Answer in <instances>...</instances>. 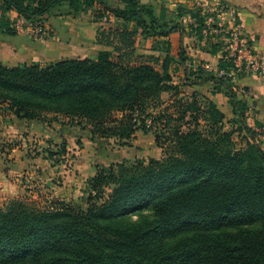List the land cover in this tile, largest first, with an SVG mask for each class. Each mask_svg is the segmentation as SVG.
Instances as JSON below:
<instances>
[{
  "label": "trees",
  "instance_id": "1",
  "mask_svg": "<svg viewBox=\"0 0 264 264\" xmlns=\"http://www.w3.org/2000/svg\"><path fill=\"white\" fill-rule=\"evenodd\" d=\"M117 2L0 0V29L10 36L17 34L19 20L39 22L67 6L73 15L95 19L97 43L106 47L95 59L14 67L0 62V110L25 121L66 117L120 145H130L140 130L155 129L164 153L96 167L87 181L86 208L65 200L41 206L24 199L0 207V264H264V147L254 140L249 104L238 99L228 75H243L226 50L230 33L207 37L226 73L215 76L184 51L175 57L169 48L167 53L137 48L139 34L158 38L179 31L204 39L210 15L201 7L177 8L179 20L195 21L185 25L166 9L157 15L142 0ZM214 18L213 27L219 20ZM42 35L48 37L44 26ZM181 69L186 77L178 82ZM206 83L211 95L224 91L229 97L234 113L229 122L237 129L226 128L225 113L208 95L183 97L186 84ZM164 93L176 96L175 113L150 111L163 105ZM242 131L253 140L238 148L234 135ZM145 209L152 211L151 219L117 221ZM256 223L257 229L240 228ZM225 226L238 229L218 231ZM184 231L195 232L166 243Z\"/></svg>",
  "mask_w": 264,
  "mask_h": 264
},
{
  "label": "rangeland",
  "instance_id": "2",
  "mask_svg": "<svg viewBox=\"0 0 264 264\" xmlns=\"http://www.w3.org/2000/svg\"><path fill=\"white\" fill-rule=\"evenodd\" d=\"M203 1H208L221 19L220 13L225 11L223 7L226 5H217L213 0ZM108 2L115 4L117 1L108 0ZM161 5L163 1L157 4V6ZM207 28H218V25L214 27L208 25ZM20 31L27 30L23 28ZM208 36L212 34L209 33ZM139 43L141 44L142 40ZM185 77L186 74L181 69L176 80L179 82ZM211 89V83L186 84L183 88L185 90L183 97L186 99L196 92L202 99L203 96L210 94ZM175 99L176 96L173 94L165 93L163 105L151 108L150 111L158 113L160 110H166V112L175 113ZM60 120L58 121V116L49 114L43 122H27L0 110V207L6 206L14 199H24L29 202L36 201L41 206H46L55 200H65L86 208L89 192L87 181L96 167L134 162L138 159L149 161L152 158L163 157L162 148L155 140V129L148 133L140 130L130 141V145H120L115 138L94 137L88 129L83 128V125H78L66 117ZM250 123L253 124V121ZM237 127L238 124L232 125L227 122L228 130L237 129ZM256 140L264 147V140L259 136ZM234 141L238 148L245 147L247 143L245 131L236 132ZM50 151L56 153L54 159L49 158ZM152 215V211L145 209L132 212L117 221L129 225L151 219ZM259 227L260 224L256 223L242 225L240 228L257 229ZM237 229L234 226H225L218 231L234 232ZM194 232L184 231L177 237L168 238L165 241L173 244Z\"/></svg>",
  "mask_w": 264,
  "mask_h": 264
},
{
  "label": "crops",
  "instance_id": "3",
  "mask_svg": "<svg viewBox=\"0 0 264 264\" xmlns=\"http://www.w3.org/2000/svg\"><path fill=\"white\" fill-rule=\"evenodd\" d=\"M162 1L163 5L157 6ZM201 1L203 0H142L143 3L153 5L157 15L166 9L169 16H174L179 6H191ZM213 2L226 5L230 9L223 15V23L226 26L230 25L234 15L242 23L244 37L259 55L264 66V0H213ZM174 18L179 20L176 16ZM41 22L48 31V37L35 38L28 30L18 31L15 36H10L0 29V62L10 67L21 64L47 65L67 59H95L100 51L106 49L97 43L99 24L90 14L73 15L67 6H61L46 15ZM140 40H142L141 44ZM152 47H157V53H167L169 48L170 53L175 57L184 51L194 63L202 64L215 76L219 75L221 55L211 54L212 49L206 39L201 40L195 34L188 35L175 31L168 36L158 38L140 34L137 40L138 52L153 53ZM234 83L238 99L249 104L248 125L255 131L254 140L260 143L256 139L259 136L264 140V70L260 74L243 72L242 76L235 78ZM208 96L225 113L227 125V122L234 118L229 97L224 91ZM250 121H253V124ZM256 122L261 123L262 126H257ZM246 140L253 139L246 134ZM95 172L96 169H93L89 178L93 177Z\"/></svg>",
  "mask_w": 264,
  "mask_h": 264
},
{
  "label": "built area",
  "instance_id": "4",
  "mask_svg": "<svg viewBox=\"0 0 264 264\" xmlns=\"http://www.w3.org/2000/svg\"><path fill=\"white\" fill-rule=\"evenodd\" d=\"M204 10V12L209 16L208 18V25H213L215 23L214 15L216 14L218 16V12H215L212 8V6L209 4L208 1H203L202 3H199ZM218 5V4H217ZM225 11H222L220 13L221 19H219L217 25L218 28H206L203 31V34L205 36L204 39L207 40L208 34H215V33H223V32H229L230 38L228 40V45L226 47V50L230 54V56L234 59L235 66L237 69V73L245 72L250 74H260L264 70L263 62L259 55L253 50V48L250 46L249 42L244 37V31H243V25L240 23L236 16L231 19V23L229 26H226L225 23H223V15L230 11L229 8L226 6L223 7ZM214 11V12H213ZM217 11V10H216ZM219 16V17H220ZM180 21L187 25V24H195V21L190 16H184L180 19ZM24 24V26H23ZM30 31V33L35 38L43 37V24L39 22H28L25 20H19L17 23V31L23 30ZM211 31V32H209ZM219 75H226L224 71H219ZM229 76L234 77L235 76L228 74Z\"/></svg>",
  "mask_w": 264,
  "mask_h": 264
}]
</instances>
